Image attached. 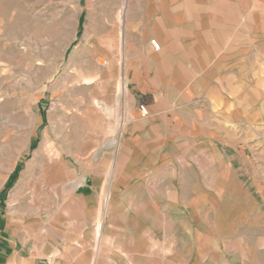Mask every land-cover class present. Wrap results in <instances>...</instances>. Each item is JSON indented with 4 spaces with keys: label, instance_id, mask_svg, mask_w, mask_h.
Listing matches in <instances>:
<instances>
[{
    "label": "crops",
    "instance_id": "1",
    "mask_svg": "<svg viewBox=\"0 0 264 264\" xmlns=\"http://www.w3.org/2000/svg\"><path fill=\"white\" fill-rule=\"evenodd\" d=\"M120 27L91 188L18 186L0 264H145V230L183 264H264V0H125Z\"/></svg>",
    "mask_w": 264,
    "mask_h": 264
},
{
    "label": "rangeland",
    "instance_id": "2",
    "mask_svg": "<svg viewBox=\"0 0 264 264\" xmlns=\"http://www.w3.org/2000/svg\"><path fill=\"white\" fill-rule=\"evenodd\" d=\"M124 3L0 0V210L28 183L44 193L91 188L106 144L96 126L113 96L103 37L120 34ZM170 234L145 230V264H183L190 249Z\"/></svg>",
    "mask_w": 264,
    "mask_h": 264
},
{
    "label": "built area",
    "instance_id": "3",
    "mask_svg": "<svg viewBox=\"0 0 264 264\" xmlns=\"http://www.w3.org/2000/svg\"><path fill=\"white\" fill-rule=\"evenodd\" d=\"M150 46L155 52H158L160 49L158 42H156L155 40L150 41ZM139 111L142 118H145L148 115V112L144 106H139Z\"/></svg>",
    "mask_w": 264,
    "mask_h": 264
}]
</instances>
